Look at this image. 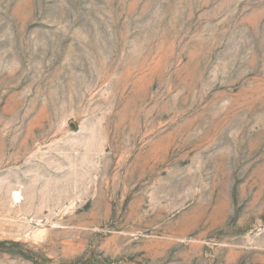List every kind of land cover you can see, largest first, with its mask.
Instances as JSON below:
<instances>
[{
	"label": "rangeland",
	"instance_id": "obj_1",
	"mask_svg": "<svg viewBox=\"0 0 264 264\" xmlns=\"http://www.w3.org/2000/svg\"><path fill=\"white\" fill-rule=\"evenodd\" d=\"M0 264H264V0H0Z\"/></svg>",
	"mask_w": 264,
	"mask_h": 264
},
{
	"label": "bare ground",
	"instance_id": "obj_2",
	"mask_svg": "<svg viewBox=\"0 0 264 264\" xmlns=\"http://www.w3.org/2000/svg\"><path fill=\"white\" fill-rule=\"evenodd\" d=\"M17 194V193H16ZM18 195V194H17Z\"/></svg>",
	"mask_w": 264,
	"mask_h": 264
}]
</instances>
